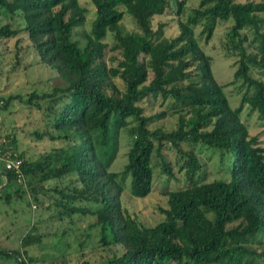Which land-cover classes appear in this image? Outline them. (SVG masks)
I'll return each instance as SVG.
<instances>
[{
  "label": "trees",
  "instance_id": "16d2710c",
  "mask_svg": "<svg viewBox=\"0 0 264 264\" xmlns=\"http://www.w3.org/2000/svg\"><path fill=\"white\" fill-rule=\"evenodd\" d=\"M89 1L94 19L79 46L72 32L83 23L85 9L77 0H0V16L16 17L22 23V31L12 29L10 23L0 25V40L24 33L37 62L62 80V86L47 93L33 91L21 99L30 109L41 108L51 125L52 132L33 136L66 144L30 160L15 152V140L4 141L2 154L20 160V165L17 172L1 171L0 201H23L30 194L42 205L39 198L52 192L46 208H53L58 220L94 216L89 228L97 229L99 247L110 251L116 246L122 251L98 264H264V146L249 137L240 120L243 106L264 119V0H199L171 39L162 37L161 25L153 30L150 21L171 6L180 15L185 0ZM123 15L131 18L136 32L120 28ZM228 20L232 24L225 36V56L236 58L229 85L238 83L241 91L235 109L223 93L225 86L214 80L210 59L194 37L199 26L198 36L208 42L217 23ZM246 31L251 34L249 41L241 34ZM108 32L119 57L114 67L107 68L102 40ZM253 70L256 78L251 76ZM113 78L122 82L123 91ZM156 98L161 103L170 100V114L166 110L144 116L139 104ZM10 100L0 99L3 111ZM166 115H176L174 130L149 129ZM120 130H126L130 146L122 170L110 172ZM198 143L232 151L228 181L197 182L200 165L182 145ZM163 146L178 154L186 185L164 194L167 221L147 227L120 210L121 182L127 179L131 197L145 198L152 189L153 158L159 159L155 167L160 174L171 177L159 152ZM66 177L75 184L70 190L44 186ZM31 232L20 240L23 250L35 240ZM176 234L186 248L173 242ZM22 257L18 251L0 250L3 261L25 264Z\"/></svg>",
  "mask_w": 264,
  "mask_h": 264
},
{
  "label": "rangeland",
  "instance_id": "374dc122",
  "mask_svg": "<svg viewBox=\"0 0 264 264\" xmlns=\"http://www.w3.org/2000/svg\"><path fill=\"white\" fill-rule=\"evenodd\" d=\"M198 1L185 0L180 15L176 13L175 7L171 6L163 15L152 17L151 28L155 30L158 25H161L164 39L175 37L178 34V23L185 21L187 11L196 7ZM77 2L85 9V14L83 23L73 29L72 40L82 46L83 36L89 32L94 19V7L89 0H77ZM120 10L122 11V9ZM6 23H10L12 29L22 31V23L18 18L8 20L0 16V25ZM231 24L230 20L218 22L208 42H204L203 38L198 36L199 26L195 28L194 37L199 48L210 59V70L214 80L225 86L223 93L230 108L235 109L239 105L241 91L238 83L231 85L229 83L232 81V75L236 68V58L226 57L224 50L225 36ZM119 26L128 33L137 31L131 18L126 15H123ZM241 34H245L248 41L250 40L249 32H241ZM102 43L106 45L102 53V60L107 68L114 67L119 54L112 50L113 34L108 32ZM244 47L248 52H252L253 47L248 46L247 42L244 43ZM150 76L148 74L147 80L150 79ZM251 76L256 78V71H251ZM112 82L120 91H123V84L118 78H113ZM53 86H62V80L54 72L37 62L24 33L17 34L15 38L0 40V99L3 102L9 98L12 99L6 110L3 111L0 108V135L5 142L11 139L15 140V152L22 154L24 159L35 160L52 149L66 147V144L62 142L50 141L47 137L38 139L33 136V133L52 132L51 125L44 119L45 114L41 108L40 110L30 109L21 102V99L23 100L25 96L28 97L31 92L47 93ZM169 104V99L161 103V100L156 98L152 102L142 101L139 105L142 107V114L149 116L166 110L170 114ZM240 120L246 125L249 137H256L259 145L264 146V126L262 125L264 119L257 112H249L248 107L243 106ZM129 124L133 125L131 122ZM156 127H160L164 131L174 130L176 115H166L149 125V129ZM130 141L126 130H120L117 133L116 151L108 171L120 172L122 170ZM182 148L187 151L191 150L197 158L200 165L197 173L198 183L229 180V170L233 160L232 151L210 148L199 143L194 146L183 144ZM159 152L163 161L169 165L171 177L160 174L155 167L159 159L153 158L152 189L145 198L131 197L127 179L121 182L120 210L127 211L138 224L147 227L167 221L170 214L167 212L164 194L182 189L186 185L184 173L179 170L181 160L178 154L169 146H163ZM2 170L0 162V173ZM74 185L72 177L44 184L46 189L50 190L53 188L70 190ZM53 195L52 192H48L42 198L38 196L42 205L35 203L30 194H26L23 201L11 199L9 204L0 201V250L8 251V253L18 251L24 257L22 258L25 264H80L83 261L98 264L105 262L114 253L117 256L120 255L122 251L116 246L110 248V251H104L99 247L96 238L97 229L89 228L95 221L94 216L76 215L71 219L65 217L63 220H58L53 208H46L52 202L47 196ZM33 205H36V208H33ZM82 206L91 208V205L85 203ZM31 229V235L35 240L23 250L20 247V240ZM173 242L186 248L185 242L179 238L178 234L174 236ZM24 252L26 256L23 254ZM0 264L15 263L12 260H0Z\"/></svg>",
  "mask_w": 264,
  "mask_h": 264
},
{
  "label": "built area",
  "instance_id": "2783aa9c",
  "mask_svg": "<svg viewBox=\"0 0 264 264\" xmlns=\"http://www.w3.org/2000/svg\"><path fill=\"white\" fill-rule=\"evenodd\" d=\"M4 143V139L0 135V146ZM0 162L2 163L3 170L13 169L15 172L18 171L20 160L12 159L9 155H3L0 149Z\"/></svg>",
  "mask_w": 264,
  "mask_h": 264
}]
</instances>
